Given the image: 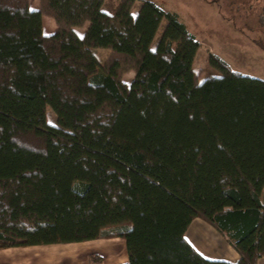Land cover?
<instances>
[{
    "label": "trees",
    "instance_id": "16d2710c",
    "mask_svg": "<svg viewBox=\"0 0 264 264\" xmlns=\"http://www.w3.org/2000/svg\"><path fill=\"white\" fill-rule=\"evenodd\" d=\"M39 1L0 0V249L119 238L123 264H232L187 241L201 219L258 264L264 80L210 53L200 81V41L151 0Z\"/></svg>",
    "mask_w": 264,
    "mask_h": 264
},
{
    "label": "rangeland",
    "instance_id": "374dc122",
    "mask_svg": "<svg viewBox=\"0 0 264 264\" xmlns=\"http://www.w3.org/2000/svg\"><path fill=\"white\" fill-rule=\"evenodd\" d=\"M138 0L133 8L137 13ZM150 1V0H149ZM165 12L176 13L189 32L200 41V48L194 61V70L200 81L208 75H220L211 67L208 56L213 53L227 62L235 71L243 75L264 80V49L256 41L264 43V0H151ZM119 3L118 0H106L104 10L111 11ZM31 5L39 4V0H30ZM263 17V18H262ZM50 18V17H49ZM54 26L53 21H50ZM49 24V22H47ZM166 25L164 20L156 36L154 44L159 40ZM98 59L103 62L108 50L96 51ZM133 71L123 75V80L130 83ZM48 121L56 123V117L47 107Z\"/></svg>",
    "mask_w": 264,
    "mask_h": 264
},
{
    "label": "crops",
    "instance_id": "0c3cea01",
    "mask_svg": "<svg viewBox=\"0 0 264 264\" xmlns=\"http://www.w3.org/2000/svg\"><path fill=\"white\" fill-rule=\"evenodd\" d=\"M30 7L32 10H39L40 5L30 4ZM50 21H53L54 26ZM55 29L54 20L44 16V34L49 35ZM185 237L208 260L234 264L240 259L238 252L226 238L201 219L192 221ZM92 255L100 256L103 264H123L128 259L124 240L114 238L82 243L3 248L0 249V264H91ZM258 264H264V257L258 260Z\"/></svg>",
    "mask_w": 264,
    "mask_h": 264
}]
</instances>
